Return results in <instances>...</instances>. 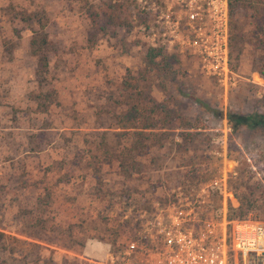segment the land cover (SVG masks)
I'll list each match as a JSON object with an SVG mask.
<instances>
[{"label":"rangeland","instance_id":"obj_1","mask_svg":"<svg viewBox=\"0 0 264 264\" xmlns=\"http://www.w3.org/2000/svg\"><path fill=\"white\" fill-rule=\"evenodd\" d=\"M107 2L120 3L130 25V0H0V184L5 186L0 232L33 241L22 233L33 230L26 219L32 213L20 215L12 196L18 194L14 187L24 185L21 193H30L32 201L40 189L30 185L44 179L52 202L42 206L45 211L39 214L54 227L46 236L58 247L68 244L76 249L77 245L55 224L62 229L69 225L78 238L87 233V238H116L120 249L134 238L141 220L137 210L119 213L121 206L115 196L124 177L118 174L116 163L100 159L87 166L90 154L111 158L128 146V139L116 135L119 129L112 118L123 107L119 102L120 81L126 68L136 79L130 102L149 104L148 99L153 97L168 107L171 117L177 114L188 119V125H183L187 129L178 126L179 120L170 119L164 129L166 138L158 139V143L143 140L139 145V149L146 146L143 155L130 156L136 166L127 179L135 188L131 197H136V191L153 201L166 195L182 173L179 166L185 162L182 154L187 153L189 162L207 164L206 168L200 165V178L225 172L232 181H241V191L248 192L245 186L255 189L250 196L258 207L250 216L264 222V129L242 125L232 128L225 117L227 111L264 113V53L253 49L245 34L231 47L230 67L236 76L234 84L226 87L201 73L195 58L187 54L165 49L166 54H177V59L169 69L160 68V56L153 59L157 64L146 63L144 54L149 43L137 26L130 29L124 23L102 31L90 29L89 10ZM243 15V11L238 13L241 23ZM245 28L243 25L242 30ZM34 30L45 35L39 54L45 56L47 66L41 75L36 73L38 56L28 47ZM40 92L49 93L48 98L35 97ZM38 102L46 106V111H40ZM180 130L196 134L190 145L193 149L183 153L174 149ZM35 132L44 133L48 143L33 154L27 140ZM93 167L98 169V178L93 177ZM66 177L68 181L63 182ZM99 182L101 191L94 196ZM10 238H3L7 249L0 248V258H5L6 264H23L18 251L10 249L19 248ZM116 243L111 249L117 247ZM41 245L42 259L37 264H44L42 260L53 250L59 251L56 245ZM127 256L130 258V253ZM112 261L120 260L112 257ZM131 261L139 264V255L132 256ZM242 264H264V258L249 254Z\"/></svg>","mask_w":264,"mask_h":264},{"label":"trees","instance_id":"obj_2","mask_svg":"<svg viewBox=\"0 0 264 264\" xmlns=\"http://www.w3.org/2000/svg\"><path fill=\"white\" fill-rule=\"evenodd\" d=\"M99 9V10H98ZM89 27L90 29H106L107 26H123L126 23L127 26H130V29L134 26H137L139 31H141L140 26H144L147 28L149 26V21L152 18L150 16H146L145 12L141 9L140 3L138 0H130V25L125 20L126 17L122 14L120 9V3L115 2H107L103 7H98L96 10H89ZM243 11V23L240 22V18L238 17V13ZM155 17V16H154ZM154 17L152 19H154ZM155 23V22H154ZM156 24V23H155ZM246 25L245 31L242 30V26ZM41 28V26H40ZM42 29V28H41ZM245 34L247 35V41H249V45L253 49H259L264 53V0H228V58L230 64V55H231V47L237 45L241 40L244 39ZM44 33L41 31L34 30L32 32L31 38L28 42L29 51L32 54L37 55V69L36 73L41 75L47 66V61L45 56L39 54V51L42 45L45 43ZM93 40V33L89 35ZM148 42V41H147ZM149 43V42H148ZM239 48V46L237 47ZM165 47L162 44H151L149 43V47L144 54V58L146 59V63L157 64L154 62V58L156 56H160L162 62L159 64L169 69L173 62L177 59V54L174 52L165 53ZM264 70V68H262ZM261 70V72L263 71ZM264 73V72H263ZM124 77L120 81V91H121V101L123 107L116 111L113 115V124L115 128H118L119 131L116 132L118 137H122L129 140L128 146H123L121 150L117 152L111 158H100L95 154H90L87 162V166L90 165L91 162L96 163L98 160L103 159L106 163L112 164L116 163L117 172L124 177V180L119 182L120 187L116 194V201L121 206L120 214H125L127 209H131L132 211L144 209L147 212L152 209L151 201L152 197H147L142 194L140 191H136V197H131V191L135 190L132 186L130 187V182H128V178L132 172L136 171V166H134V162L130 161L131 158L137 155H143L146 151V146L140 147L139 145H143V140L153 141L156 140L158 143V139L166 138V134L164 133V129L168 127L170 119L179 120L178 126L182 129H187V127H183V125L187 124V118H180L177 114L174 117L171 113H169L168 107L166 105L161 104V102L156 101L153 97L148 99L149 104H144V102H130L131 93L135 87L136 79L130 75L129 70L126 68L124 72ZM43 95V96H42ZM49 93H38L35 97H39L42 99L48 98ZM37 107H39L40 111H46V106L41 104V102L37 103ZM227 122L230 124L232 128H236L239 125H242L246 128H263L264 129V113L254 111L252 113L241 115L240 113H232L227 111L225 114ZM164 135V136H162ZM44 133L35 132L28 137L27 143L29 144L28 150L33 154L41 151L44 148V145L48 143V140L44 137ZM161 136V137H160ZM196 134L190 130H180L177 132L178 141L175 142L176 152L180 151L183 153L184 151H189ZM157 137V138H156ZM105 150V149H104ZM102 152V156L104 151ZM107 151V150H106ZM109 152V151H108ZM110 153V152H109ZM111 154V153H110ZM107 156L110 157L109 154L106 153ZM183 160L179 167L183 169L182 173L178 176L174 184L182 183L184 186H189L190 184H195L197 182L202 181L204 178H200L199 168L202 165V168H206L207 164H200L194 161L189 162L190 155L187 153L182 154ZM192 160V159H191ZM94 173L93 177L98 178V169L93 167ZM68 181V178H65ZM240 180L232 181L227 175L226 184H227V194H226V217L229 220H240V219H252L250 213L258 207L256 204L255 198L251 197L254 190L248 189V194L240 190ZM39 184V185H38ZM15 188L18 192L16 197L12 196V200L15 201V205H19L17 212L19 214H30L26 219L29 225L33 227V230L27 231L23 230V235L26 237H30L33 241L19 240L14 237H9L0 232V248L1 250L7 249L5 239L10 238L14 244H18L19 248L15 249L18 255V260H21L23 264H37V261L42 259L39 254V249L41 248V244L44 245H53L57 246L54 240H49L46 233L48 230L54 229L53 226H48L45 222V218L40 215V211H45L43 207H47L51 204L52 200L48 197L50 196V192L46 187V182L44 179L39 180L38 182L31 184L30 187L32 189H40L39 193L35 192L33 194V200L31 201V194L24 195L21 193V188L24 191L26 186L22 185ZM5 186L0 184V208L2 206V198H3V189ZM12 187H9L11 189ZM106 189V188H105ZM44 191V192H43ZM101 191V183L99 182L94 196H97V193ZM106 194V193H105ZM162 202H166V195H159L154 197ZM71 200H75L74 197ZM29 203L27 205V203ZM31 203V204H30ZM28 208H24L27 207ZM43 206V207H42ZM30 207V208H29ZM80 208V207H79ZM94 222V219H91ZM141 220V219H140ZM91 222V221H90ZM138 223V222H137ZM68 225V224H67ZM55 228L60 230L64 236L68 237V240L75 241L78 250L85 238L88 237V233L83 238H78L77 232L71 230V227L68 225L64 229L58 224H55ZM79 226L82 227V223L80 221ZM94 230L95 227L91 226ZM81 229V228H80ZM82 232V230H80ZM88 231V227L86 228ZM89 237H92L89 236ZM100 239V238H97ZM109 243V252L114 259L122 260L124 258L128 259L129 256L124 253V248L120 249V244L116 243V238L107 241ZM41 243V244H40ZM117 244L116 248L111 247L114 244ZM60 247L71 250L72 247L68 244H61ZM73 250V249H72ZM5 258H0V264H6ZM44 264H56L51 256L42 260ZM234 264H242V257L240 253H236L234 259L232 260ZM113 264L114 263L112 261ZM61 264V263H60Z\"/></svg>","mask_w":264,"mask_h":264},{"label":"built area","instance_id":"obj_3","mask_svg":"<svg viewBox=\"0 0 264 264\" xmlns=\"http://www.w3.org/2000/svg\"><path fill=\"white\" fill-rule=\"evenodd\" d=\"M149 26L141 33L151 44L195 58L201 73L223 87L233 85L228 58V0H138ZM156 24H155V23ZM226 173L184 186L172 184L166 202L138 209L141 219L124 253L139 264H231L249 254L264 258V222L226 217ZM148 197V196H147Z\"/></svg>","mask_w":264,"mask_h":264},{"label":"crops","instance_id":"obj_4","mask_svg":"<svg viewBox=\"0 0 264 264\" xmlns=\"http://www.w3.org/2000/svg\"><path fill=\"white\" fill-rule=\"evenodd\" d=\"M51 246V245H49ZM51 252V258L56 264L71 261L74 264H113L112 255L109 252V243L106 240L95 237L85 238L82 246L75 250L64 249L56 246ZM117 264H134L130 258L122 259Z\"/></svg>","mask_w":264,"mask_h":264}]
</instances>
